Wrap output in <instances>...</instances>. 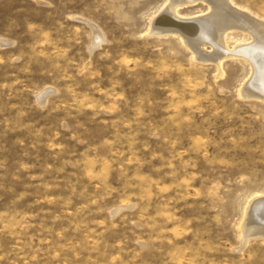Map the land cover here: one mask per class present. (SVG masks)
<instances>
[{
	"label": "rangeland",
	"instance_id": "rangeland-1",
	"mask_svg": "<svg viewBox=\"0 0 264 264\" xmlns=\"http://www.w3.org/2000/svg\"><path fill=\"white\" fill-rule=\"evenodd\" d=\"M171 1L0 0V264H264L253 37L198 55L153 32ZM229 6L264 23V0Z\"/></svg>",
	"mask_w": 264,
	"mask_h": 264
},
{
	"label": "bare ground",
	"instance_id": "bare-ground-1",
	"mask_svg": "<svg viewBox=\"0 0 264 264\" xmlns=\"http://www.w3.org/2000/svg\"><path fill=\"white\" fill-rule=\"evenodd\" d=\"M208 1L212 7L209 13L194 17L196 19H181L176 17V14L171 11V8H173L172 6L176 4V0H172L169 7H164V10L158 12L156 17L155 15L154 17H151L152 20L150 22L153 32H159L163 28L169 29V31L173 32V34L175 33L180 35L188 46L191 47L198 55H201L199 54L200 45L211 43V46L214 47V52L211 54V58L214 60L224 56V44L229 45V40L231 39L230 34L233 33L232 31L234 28H239L247 33H250L253 37V41L251 43H242V45H237L234 48L236 54L242 56L250 62L252 67L250 71H252V75L248 84L255 87V95L264 98V23L251 18L248 15L249 13L247 14L246 12L235 9V7L233 8L232 6H229V0ZM176 8L175 11H178ZM91 37L92 45L96 47L100 44L101 40H103V36L98 30H94L93 36ZM260 197L258 198V202L256 201L252 204L247 215H245L246 218L243 228V230H245V235L251 234V231L248 230V226L256 221L262 220V216L264 217L263 208L259 207L262 205L261 201L264 199L260 200Z\"/></svg>",
	"mask_w": 264,
	"mask_h": 264
}]
</instances>
